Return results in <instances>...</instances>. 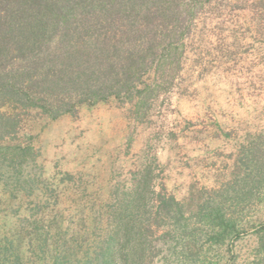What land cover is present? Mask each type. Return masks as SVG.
Segmentation results:
<instances>
[{
  "label": "rangeland",
  "instance_id": "obj_1",
  "mask_svg": "<svg viewBox=\"0 0 264 264\" xmlns=\"http://www.w3.org/2000/svg\"><path fill=\"white\" fill-rule=\"evenodd\" d=\"M197 5L179 63L150 77L146 115L122 98L57 117L41 101L0 106L12 117L0 131V264H99L113 237L130 259L139 244V264L264 262V186L243 205L225 191L240 146L264 132V0ZM169 196L182 213L160 207ZM220 199L237 220L223 242L204 216ZM126 227L141 237L130 229L125 242Z\"/></svg>",
  "mask_w": 264,
  "mask_h": 264
},
{
  "label": "trees",
  "instance_id": "obj_2",
  "mask_svg": "<svg viewBox=\"0 0 264 264\" xmlns=\"http://www.w3.org/2000/svg\"><path fill=\"white\" fill-rule=\"evenodd\" d=\"M203 1L0 0V106L14 102L30 108L41 101L43 110L57 117L74 104L122 98L146 115L157 89L150 77L162 66L179 63ZM11 119L0 112V131L7 132ZM239 149L240 170L225 191L243 205L264 186V132ZM226 200L207 206L204 214L222 242L237 229V220L226 214ZM160 204L168 213L183 212L174 196L161 198ZM132 205L129 199L126 206ZM130 229L124 228L125 242L132 233L141 237V231ZM259 229L264 248V225ZM113 240L99 264L141 262L139 244L130 259Z\"/></svg>",
  "mask_w": 264,
  "mask_h": 264
}]
</instances>
